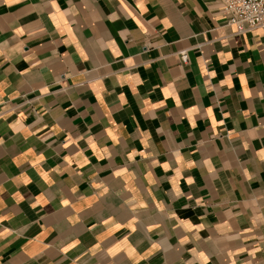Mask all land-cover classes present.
Returning a JSON list of instances; mask_svg holds the SVG:
<instances>
[{"label": "crops", "instance_id": "obj_1", "mask_svg": "<svg viewBox=\"0 0 264 264\" xmlns=\"http://www.w3.org/2000/svg\"><path fill=\"white\" fill-rule=\"evenodd\" d=\"M233 32L213 0H0V264H264V28Z\"/></svg>", "mask_w": 264, "mask_h": 264}, {"label": "built area", "instance_id": "obj_2", "mask_svg": "<svg viewBox=\"0 0 264 264\" xmlns=\"http://www.w3.org/2000/svg\"><path fill=\"white\" fill-rule=\"evenodd\" d=\"M227 26L233 27V34H244L264 28V0H213ZM179 59L187 62L186 52H180Z\"/></svg>", "mask_w": 264, "mask_h": 264}]
</instances>
